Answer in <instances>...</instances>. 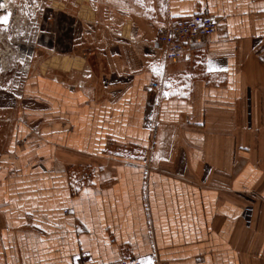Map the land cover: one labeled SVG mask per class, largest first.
<instances>
[{
    "label": "crops",
    "instance_id": "0c3cea01",
    "mask_svg": "<svg viewBox=\"0 0 264 264\" xmlns=\"http://www.w3.org/2000/svg\"><path fill=\"white\" fill-rule=\"evenodd\" d=\"M93 5L85 69L29 73L0 125V264H264V0ZM202 13L210 42L166 61Z\"/></svg>",
    "mask_w": 264,
    "mask_h": 264
},
{
    "label": "rangeland",
    "instance_id": "374dc122",
    "mask_svg": "<svg viewBox=\"0 0 264 264\" xmlns=\"http://www.w3.org/2000/svg\"><path fill=\"white\" fill-rule=\"evenodd\" d=\"M8 2L10 10L3 13L7 22L0 20V125L4 126L13 120L21 103L13 90L22 79L29 73L54 74L57 65L67 68L60 65L62 61H74L75 66L87 61L92 53L90 43L104 34L103 21L92 14L98 10L94 0ZM78 67L84 70L86 63ZM16 144L22 145L21 141Z\"/></svg>",
    "mask_w": 264,
    "mask_h": 264
},
{
    "label": "built area",
    "instance_id": "2783aa9c",
    "mask_svg": "<svg viewBox=\"0 0 264 264\" xmlns=\"http://www.w3.org/2000/svg\"><path fill=\"white\" fill-rule=\"evenodd\" d=\"M218 25L219 20L216 17L205 13L182 18L167 26L159 35L157 43L162 48L166 61L178 63L184 60L195 47L210 42ZM262 198L264 199V195ZM78 261L87 263V258L81 257ZM106 264H142V262L120 259Z\"/></svg>",
    "mask_w": 264,
    "mask_h": 264
},
{
    "label": "bare ground",
    "instance_id": "6f19581e",
    "mask_svg": "<svg viewBox=\"0 0 264 264\" xmlns=\"http://www.w3.org/2000/svg\"><path fill=\"white\" fill-rule=\"evenodd\" d=\"M8 0H3V2H2V4H1V6H0V10H8L9 8H8ZM57 79V78H56ZM80 86H81V84H79Z\"/></svg>",
    "mask_w": 264,
    "mask_h": 264
},
{
    "label": "flooded vegetation",
    "instance_id": "af4514ba",
    "mask_svg": "<svg viewBox=\"0 0 264 264\" xmlns=\"http://www.w3.org/2000/svg\"><path fill=\"white\" fill-rule=\"evenodd\" d=\"M3 2V0H0V4ZM1 6V5H0ZM10 9H8V10H0V20L1 21H3V19L5 18V15H3V13L5 12V11H9ZM7 16H8V13H7Z\"/></svg>",
    "mask_w": 264,
    "mask_h": 264
},
{
    "label": "snow or ice",
    "instance_id": "6c2138e0",
    "mask_svg": "<svg viewBox=\"0 0 264 264\" xmlns=\"http://www.w3.org/2000/svg\"><path fill=\"white\" fill-rule=\"evenodd\" d=\"M3 22H4V23L7 22V18H6V17L3 19ZM166 94H167V93H166ZM142 264H143V262H142Z\"/></svg>",
    "mask_w": 264,
    "mask_h": 264
}]
</instances>
